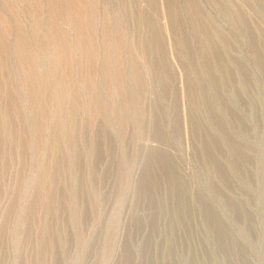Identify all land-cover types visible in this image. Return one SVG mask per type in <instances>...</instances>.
Segmentation results:
<instances>
[{
    "label": "rangeland",
    "instance_id": "obj_1",
    "mask_svg": "<svg viewBox=\"0 0 264 264\" xmlns=\"http://www.w3.org/2000/svg\"><path fill=\"white\" fill-rule=\"evenodd\" d=\"M0 264H264V0H0Z\"/></svg>",
    "mask_w": 264,
    "mask_h": 264
}]
</instances>
